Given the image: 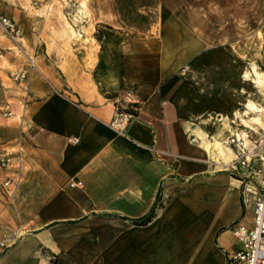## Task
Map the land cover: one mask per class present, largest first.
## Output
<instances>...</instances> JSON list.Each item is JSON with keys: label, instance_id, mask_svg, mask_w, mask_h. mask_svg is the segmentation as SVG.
Wrapping results in <instances>:
<instances>
[{"label": "crops", "instance_id": "crops-1", "mask_svg": "<svg viewBox=\"0 0 264 264\" xmlns=\"http://www.w3.org/2000/svg\"><path fill=\"white\" fill-rule=\"evenodd\" d=\"M183 3L194 16L164 11L155 25L124 31L85 17L80 44L84 55L94 51L92 64L85 56L63 71L62 57L51 58L43 35L24 22L23 3L0 0L25 51L0 41V103L8 97L14 111L0 117V153L20 114L24 128L19 181L13 166L0 169V222L19 235L0 264H231L227 254L240 243L230 227L249 224L252 212L225 169L233 148L226 162L207 147L222 114L189 119L181 111L187 63L205 49L204 38L187 31L202 29L208 1ZM39 43L45 47L36 54ZM32 54L36 68L27 64ZM8 68L28 70L23 105L19 87L3 77ZM126 93L139 108L117 133L109 122Z\"/></svg>", "mask_w": 264, "mask_h": 264}, {"label": "rangeland", "instance_id": "rangeland-1", "mask_svg": "<svg viewBox=\"0 0 264 264\" xmlns=\"http://www.w3.org/2000/svg\"><path fill=\"white\" fill-rule=\"evenodd\" d=\"M18 1L23 3L24 22L37 27L30 28V32L38 30L43 35L50 51H53L50 53L51 58L56 53L64 60L60 63L63 71L68 66L82 64L85 56L86 65L92 64L94 51L88 50L84 55L85 47L80 44L84 32L80 23L85 21V17L89 23L97 21L99 25L113 26L124 31L132 27L155 25L161 20L164 11H173L177 18L184 19L195 14V7L190 3L182 4L185 0ZM207 1L203 9L202 29L189 28L187 31L189 35L203 37L205 49L187 63L189 70L184 76L181 111L189 119L221 117L217 113L234 118L233 111L244 110L248 99L264 106L263 91L251 78L255 75L254 67L264 72V0ZM163 2L167 3L165 7L160 4ZM0 41H10L1 30ZM10 45L12 48L13 43ZM42 47H45L43 43L37 47L36 54L41 53ZM5 51L0 48L1 59ZM8 70L3 77L12 82L10 74L17 70ZM246 71L251 76L244 77ZM8 100L5 97L0 107ZM233 126L237 125L233 123ZM245 131L252 133L254 130L246 128ZM255 131L259 132L260 127Z\"/></svg>", "mask_w": 264, "mask_h": 264}, {"label": "built area", "instance_id": "built-area-1", "mask_svg": "<svg viewBox=\"0 0 264 264\" xmlns=\"http://www.w3.org/2000/svg\"><path fill=\"white\" fill-rule=\"evenodd\" d=\"M0 30L3 36L13 43L12 50L17 53L25 52L21 43V29L14 19L0 15ZM27 64L29 68L37 67L34 54L27 55ZM27 73V69H20L10 74V79L20 89L22 105L29 94ZM0 108L2 117L7 118L14 114L10 101H6ZM138 108L139 102L130 94H124L114 103L110 127L117 133H123ZM16 127L15 135L0 153V169L13 166L15 177L19 181L24 153L21 114ZM224 144L234 150V158L226 164L225 169L237 177L241 203L245 209L252 212L249 224L237 221L231 225L230 229L240 247L229 252L227 260L231 264H264V130L259 133L247 132L246 135L233 132L224 139ZM11 184V178H7L3 183L4 186ZM73 184L80 185L81 182ZM18 236V229L7 231L0 222V256L16 242Z\"/></svg>", "mask_w": 264, "mask_h": 264}, {"label": "bare ground", "instance_id": "bare-ground-1", "mask_svg": "<svg viewBox=\"0 0 264 264\" xmlns=\"http://www.w3.org/2000/svg\"><path fill=\"white\" fill-rule=\"evenodd\" d=\"M254 72L255 75L251 77L253 79L252 81L256 84L257 87H259L263 91L264 97V72H259L255 67ZM249 76H251L250 73L246 71L244 73V77ZM233 112L234 118H229L228 116L222 115V122L220 123V127L218 128L216 135L213 137V140H210L207 144L208 149L212 148V150L217 153L219 158H222V160L226 162L229 161L230 155L232 153L229 146L224 144V138L222 136L225 135V132H232V123L240 122L246 128L254 130L253 132H256L255 130H257L258 127H260L259 132H261V130H264V106L262 104L256 103L253 100L248 99L247 102L244 104V110L238 109ZM241 132L242 133L238 134H247H245V129H243Z\"/></svg>", "mask_w": 264, "mask_h": 264}, {"label": "trees", "instance_id": "trees-1", "mask_svg": "<svg viewBox=\"0 0 264 264\" xmlns=\"http://www.w3.org/2000/svg\"><path fill=\"white\" fill-rule=\"evenodd\" d=\"M149 218H150V214H148V215H146L145 217H143L142 219H141V222L143 223V222H146L147 220H149Z\"/></svg>", "mask_w": 264, "mask_h": 264}]
</instances>
